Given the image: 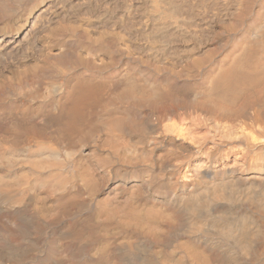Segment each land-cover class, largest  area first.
I'll list each match as a JSON object with an SVG mask.
<instances>
[{
    "label": "bare ground",
    "instance_id": "bare-ground-1",
    "mask_svg": "<svg viewBox=\"0 0 264 264\" xmlns=\"http://www.w3.org/2000/svg\"><path fill=\"white\" fill-rule=\"evenodd\" d=\"M0 264H264V0H0Z\"/></svg>",
    "mask_w": 264,
    "mask_h": 264
}]
</instances>
